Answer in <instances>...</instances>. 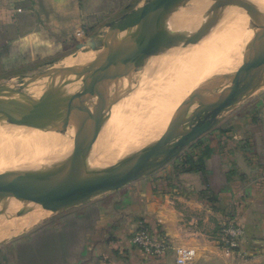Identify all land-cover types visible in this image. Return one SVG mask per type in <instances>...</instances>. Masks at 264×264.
Returning a JSON list of instances; mask_svg holds the SVG:
<instances>
[{
    "label": "crops",
    "instance_id": "1",
    "mask_svg": "<svg viewBox=\"0 0 264 264\" xmlns=\"http://www.w3.org/2000/svg\"><path fill=\"white\" fill-rule=\"evenodd\" d=\"M126 1L0 0V70L27 66L18 72L24 74L43 66L37 61L100 31L102 19ZM260 106L240 115V169L218 153L205 160L204 178L181 171L174 176L167 165L160 175L57 214L19 242H31V250H1L0 264H175L179 248L194 251L192 264H264V135L254 133L263 123ZM236 214L243 237L226 251L216 244L214 228ZM142 225L166 237L171 251L148 258L134 248L130 236ZM43 230L48 233L40 235Z\"/></svg>",
    "mask_w": 264,
    "mask_h": 264
},
{
    "label": "water",
    "instance_id": "2",
    "mask_svg": "<svg viewBox=\"0 0 264 264\" xmlns=\"http://www.w3.org/2000/svg\"><path fill=\"white\" fill-rule=\"evenodd\" d=\"M224 26V15L214 7V0H140L76 44L75 51L61 63L50 67L37 93L24 97L8 90L5 83L0 84V96L8 97V103H12V96L17 95L21 100L18 105L26 107L0 119V142L31 131L50 137V145L40 154L29 183L0 178V214L44 217L85 205L164 169L212 131L236 107L238 96L241 103L250 96L244 92L252 93L264 86V45L221 76L214 98L191 115L184 130L158 139L120 166L81 178H71L69 174L88 127L102 117L107 102L122 99L120 86L114 85L123 76L155 66L192 33L219 32ZM157 36L168 37L162 48L150 44L149 40ZM76 67L80 69L78 78L62 90L64 77ZM48 80L53 82L46 87ZM55 96L58 99L54 111L48 115L43 103Z\"/></svg>",
    "mask_w": 264,
    "mask_h": 264
},
{
    "label": "rangeland",
    "instance_id": "3",
    "mask_svg": "<svg viewBox=\"0 0 264 264\" xmlns=\"http://www.w3.org/2000/svg\"><path fill=\"white\" fill-rule=\"evenodd\" d=\"M139 2L140 0H127L125 4H123L119 10H117L116 13H110L104 17L102 19V24L108 23L111 20L118 18L122 12L134 7ZM228 5L240 7L246 5V3L240 4L239 0H229ZM1 20L2 18H0V21ZM257 26L259 27L256 28ZM257 26L255 27L256 32H254L252 37H250L248 40L249 43H247L245 47L238 52L239 55H241L242 60L251 56L254 51L258 49L257 47L260 48L262 45H264V22H259ZM90 34L92 35V33ZM208 34L211 33H192L188 35L189 39H187V41L179 47L180 49H187L191 47L197 52H200V58L205 59L207 61L206 63L208 64L203 75H198L197 73L191 74L192 72L190 71H186L187 73L181 71L182 74H184L182 75L180 73L183 77L178 75L179 73L177 72L176 75L174 73L176 69L174 66L179 64V59H175L172 56H178L179 52H181V54H179L180 56L188 55L190 58H193V55L189 54L187 51H176L171 56V58L169 56L165 59L166 61L163 60L158 62L153 67L130 71L127 74H134V77L132 76L133 78L129 80H122L119 82V84L114 85V87L118 85L120 86L122 99L119 101L108 102V106L102 117L86 130L76 153L74 162L69 170L71 178L87 177L91 174L103 172L128 162L155 141L156 129L163 121L174 119L178 121L185 120L186 125L180 128H165L162 131V137L168 134H177L187 127L189 118L200 107V105L202 106L208 103L216 95V86L218 85L221 76L232 66L242 61L240 60L241 58L238 59L240 61L236 60L237 62L230 59L228 55L229 40L227 37L225 40H223V43L212 46L204 47L198 44L200 43L198 41L201 40L202 42L204 36ZM145 41H148V39ZM256 45L258 46L256 47ZM75 46L76 45L74 43H71L67 46V48L65 47L63 50H61L60 54L54 55L53 57L46 58L44 60H39L37 61V64L45 63L43 66H41L45 68H50L54 65H57L61 63L63 58L71 55L75 51ZM249 46L251 49L248 48ZM247 54L251 55L247 56ZM173 59H175V62ZM171 60H173V62ZM164 62L168 63H166V68L170 66L169 69H166V72H164L160 66V64ZM227 63L232 65L226 67L225 64ZM26 67L27 66L20 67L15 71L7 72L0 70V84L8 83V78H10L12 74H17L18 72L26 69ZM43 69L44 68H37L31 72L34 74ZM147 70L149 72L151 71V73H142L141 75L138 74ZM188 77L190 79L189 81L187 80ZM129 82L140 85L138 89L139 94L138 90L136 91L138 95L136 93L133 96L131 94H127V84ZM186 82H188V84ZM12 83H16V81L13 80L10 82V84ZM22 92H25V90ZM244 93L249 94L250 96L248 97H252L248 100L249 102L243 106L244 108L240 110V96H238L235 99V101H238L236 107L225 114L212 131L208 132L198 140L201 142V144L197 145V141L194 142L191 146L185 149L177 159L169 164L168 167L170 170L172 169V174L174 176L182 169V167H180V157L194 156V159H196V157L202 156L205 146L213 150L212 154L218 153L220 156H223L224 159L228 158L230 160H235L234 163L237 164L233 166V169H240V115H244L247 113V111H251L250 113H252L254 108L257 107L258 103L261 105L260 111L264 114V87L258 88L252 93ZM253 120L254 124L258 122L256 118H253ZM262 122V124H256L259 126L254 130L256 135H264V118L262 119ZM221 131H225V133H222ZM54 142L61 141L56 140ZM37 167L38 165L36 166V169ZM158 173L162 172H156L155 175H160ZM205 175L206 174L201 176L204 178ZM1 177H3V175H1ZM56 215H46L42 218H14L9 214H0V219H6L0 223V238L6 235H12L24 231L19 235L1 241L0 251L31 250L33 246L31 242L27 245H23L19 242L26 239L38 229H41L46 224L48 225L51 220L56 217ZM237 216L238 215L236 214L234 217H226L220 226H223L229 221H234ZM216 232H219V230L217 231V227L214 228V234ZM46 233H48V231L43 230L41 231L40 235H44ZM9 262H12V260Z\"/></svg>",
    "mask_w": 264,
    "mask_h": 264
},
{
    "label": "bare ground",
    "instance_id": "4",
    "mask_svg": "<svg viewBox=\"0 0 264 264\" xmlns=\"http://www.w3.org/2000/svg\"><path fill=\"white\" fill-rule=\"evenodd\" d=\"M228 1L229 0H214V7L216 8L217 11H219L220 13H222L224 15L225 26L223 28H221L219 32H212L211 34L204 36V39L202 40V42L200 40V41H198V42H200L198 44H200L201 46H204V47L212 46L215 44L223 43L224 42L223 40H225V38L227 37V39L229 40L228 55L232 61H236L239 58H241V55H239L238 52L241 49H243L247 43H249L248 40L250 39V37H252L253 33L256 32L255 27L258 25L259 22H261V23L264 22V0H239L240 4L246 3V5H243L240 7H233V6L228 5ZM229 4H230V2H229ZM259 26H257L256 28H258ZM201 36H200V38H201ZM166 38H167L166 36H157V37L151 38V40H149V41L153 47L162 48L165 45V43L168 41V38L167 39ZM252 43H254V42H252ZM257 46L258 45H256V47ZM248 48H250V46ZM257 48H259V47H257ZM176 51H187L189 54L193 55L192 56L193 58H190V56H188V55L187 56H184V55L180 56L179 54H181V52H179L178 56H176V55L172 56ZM200 55H201L200 52H197L195 49H193L191 47L187 48V49L178 48V49L174 50V52L170 55V58L172 56L175 59H179L178 60L179 64L174 66L176 68L174 73L176 74V72H177V73H179L178 75L182 76L184 74H182L181 71H183V72L190 71V72H192L191 74L197 73L198 75H203L204 70L206 69L208 64L206 63L207 61L205 59L200 58ZM248 55H251V54H247V56ZM87 57H88V54L82 56V59L84 60ZM211 57H213V56H211ZM165 59H163V60H165ZM175 59H173L174 62H175ZM173 60H171V61L173 62ZM207 60H209V59H207ZM240 60H242V58ZM240 60H238V61H240ZM159 62H161V61H159ZM167 62L160 64L161 69L164 72H166V69L170 68V66L168 68H166ZM225 65H226V67H229L232 64L227 63ZM39 68H44V69L37 72V73H34V74H33V72L30 71V72L24 73L23 75H14V76L8 78V83H5L7 89L16 91L17 93H21L24 95V97H27L29 95L37 93L39 83L43 79L45 72L48 71L49 69H51V68H45V67H39ZM171 69H172V67H171ZM79 71H80L79 67H76V68L71 69L67 73V75L64 77L63 81L61 82L60 87L62 90L67 89V87H69V85L74 80H76L78 78ZM142 73H151V71L149 72L147 70L144 72H140L138 74L141 75ZM29 74H31V75H29ZM152 75H154V74H152ZM132 76L134 77V74H126L125 76H123L119 80V82H121L122 80H125V79L129 80V79L133 78ZM178 78H179V76H178ZM13 80H15L16 83L10 84V82ZM187 80L188 81L190 80L189 77ZM52 82H53V80H48L46 82V87L50 86L52 84ZM186 83L188 84V82H186ZM139 86L140 85H138V84L129 82L127 84V87H128L127 94H131L132 96L135 93L137 94L136 91L139 89ZM142 87H143V85H142ZM23 90H25V92H22ZM140 90H141V87H140ZM138 94H139V90H138ZM211 94H212V92H211ZM144 96H146V95H144ZM207 97H210V96H207ZM12 98L15 99V101H13L12 103H8V101H9L8 97L0 96V119L3 117H7L13 113L18 112V111H22V110L26 109L25 106L18 105L21 100L18 98L17 95L12 96ZM57 99H58V96H55L53 100H51V99L46 100L43 103V107H42L43 111L45 113H47L48 115H51L54 111ZM202 99H205V98H202ZM201 104H203V103H201ZM107 106H108V102H107ZM191 110H192V108H191ZM191 110H189V111H191ZM185 125H186L185 120L178 121V120L174 119V120H166V121L161 122L160 125L157 127L156 132H155V141H157L158 139H160L162 137V131L165 128H167V129L168 128H180V127H183ZM154 142H152L151 144H153ZM49 145H50L49 135H45L40 131H31L24 136L17 137V138H14L12 140L0 142V178L1 179L16 180V181L21 182V183H29L35 176V170H36V166L38 165L40 154L44 153V151H46V149ZM1 175H3V177H1ZM28 217H38V216H28ZM38 218H42V217H38ZM4 220H6V219H0V223L3 222ZM23 232L24 231H21V232L12 234V235H6V236L0 238V242L8 239L10 237L19 235Z\"/></svg>",
    "mask_w": 264,
    "mask_h": 264
},
{
    "label": "built area",
    "instance_id": "5",
    "mask_svg": "<svg viewBox=\"0 0 264 264\" xmlns=\"http://www.w3.org/2000/svg\"><path fill=\"white\" fill-rule=\"evenodd\" d=\"M243 237L242 228L237 222L229 221L220 226L216 236V244L226 251L238 248ZM131 245L138 249L148 258H160L171 251L172 246L169 240L158 231H149L139 227L130 236ZM175 264H192L194 261V251L191 249L179 248L175 250Z\"/></svg>",
    "mask_w": 264,
    "mask_h": 264
},
{
    "label": "trees",
    "instance_id": "6",
    "mask_svg": "<svg viewBox=\"0 0 264 264\" xmlns=\"http://www.w3.org/2000/svg\"><path fill=\"white\" fill-rule=\"evenodd\" d=\"M222 133H225V131H221ZM197 145L201 144V142L197 141ZM213 150L205 146L204 152L202 156L196 157L194 159V156H188V157H180V167H182L181 172L184 173H200L201 175H204L206 173V165L205 160L209 158L212 155ZM141 228L148 229L149 231H152L149 229L147 225H142ZM156 231V229H155Z\"/></svg>",
    "mask_w": 264,
    "mask_h": 264
}]
</instances>
